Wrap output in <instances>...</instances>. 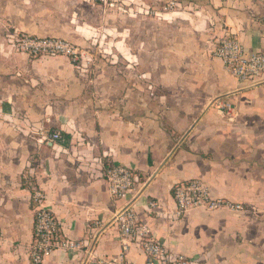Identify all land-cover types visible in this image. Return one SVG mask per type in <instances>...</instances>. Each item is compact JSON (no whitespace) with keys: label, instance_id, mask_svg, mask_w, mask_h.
<instances>
[{"label":"crops","instance_id":"crops-1","mask_svg":"<svg viewBox=\"0 0 264 264\" xmlns=\"http://www.w3.org/2000/svg\"><path fill=\"white\" fill-rule=\"evenodd\" d=\"M177 4L164 12L163 0H0V264H32L34 189L64 238L86 244L42 264L117 258L123 241L111 222L128 203L172 254L264 264V84L238 82L213 56L225 34L264 51V0ZM5 28L69 41L97 58L95 74L79 76L66 58L10 52ZM218 102L234 107L231 120ZM109 164L139 177L125 199L109 196ZM193 179L247 212L199 209L174 220L171 187ZM125 259L147 260L136 245Z\"/></svg>","mask_w":264,"mask_h":264},{"label":"built area","instance_id":"built-area-1","mask_svg":"<svg viewBox=\"0 0 264 264\" xmlns=\"http://www.w3.org/2000/svg\"><path fill=\"white\" fill-rule=\"evenodd\" d=\"M104 2L106 0H99ZM164 12H173L178 7V0H163ZM20 54L32 58H66L81 77L89 72L91 59L76 46L61 39L20 37L17 40ZM213 56L218 59L225 71L234 79L249 81L253 85L264 84V51L247 52L242 44L231 35L225 34L215 46ZM217 109L231 120L235 115L234 107L229 103L218 102ZM60 133L50 135L51 142H60ZM102 177L108 185L109 196L113 201L125 199L139 184L138 175L125 166L109 164L102 171ZM171 197L175 204L173 219L181 220L193 210L246 213V207L223 199L212 198L208 187L201 181L193 179L178 182L171 187ZM30 206L33 215L32 240L28 247V258L32 264H42L52 253H77L85 246V242L65 239L55 215L43 204L45 196L42 191L34 189L30 195ZM156 202L147 205L149 214L154 213ZM111 224L116 228L123 241L122 251L117 258L99 261L96 264H131L125 259L128 245H136L146 257V264H198L184 256L172 254L156 240L151 229L140 222L134 209L128 203L119 210ZM1 240V236H0Z\"/></svg>","mask_w":264,"mask_h":264},{"label":"rangeland","instance_id":"rangeland-1","mask_svg":"<svg viewBox=\"0 0 264 264\" xmlns=\"http://www.w3.org/2000/svg\"><path fill=\"white\" fill-rule=\"evenodd\" d=\"M151 12V11H150ZM34 37V38H55V37H39V36H35V35H32V34H29V33H26V32H23V31H20L16 28H5V32H4V38H5V42L7 44V48L9 49L10 52H14V53H18L20 52V50L18 49L17 47V40L20 39V37ZM55 39H61V38H55ZM61 40H64V39H61ZM67 41V40H65ZM69 42V41H67ZM26 56V55H25ZM28 57V56H27ZM28 58H32V57H28ZM32 59H39V58H32ZM91 59V57H90ZM118 60H116V58H111L110 59V62L116 64ZM97 62V58L93 57L91 59V63L89 64V70H90V67L92 66V63H94L93 65V68H92V72L91 73H88L87 74V77H91L95 74L94 70H95V64ZM87 78V79H88Z\"/></svg>","mask_w":264,"mask_h":264}]
</instances>
